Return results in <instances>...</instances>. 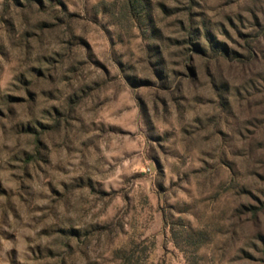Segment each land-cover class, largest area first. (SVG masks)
I'll return each mask as SVG.
<instances>
[{
    "label": "rangeland",
    "instance_id": "374dc122",
    "mask_svg": "<svg viewBox=\"0 0 264 264\" xmlns=\"http://www.w3.org/2000/svg\"><path fill=\"white\" fill-rule=\"evenodd\" d=\"M0 264H264V0H0Z\"/></svg>",
    "mask_w": 264,
    "mask_h": 264
}]
</instances>
